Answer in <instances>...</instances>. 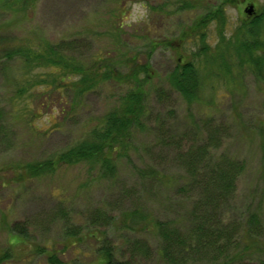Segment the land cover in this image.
I'll return each instance as SVG.
<instances>
[{
	"label": "rangeland",
	"instance_id": "374dc122",
	"mask_svg": "<svg viewBox=\"0 0 264 264\" xmlns=\"http://www.w3.org/2000/svg\"><path fill=\"white\" fill-rule=\"evenodd\" d=\"M124 2L128 6L125 21L130 25L125 33L120 32V38L130 49L140 50L142 57L149 39L178 37L181 30L204 11L200 5L183 8L181 0ZM235 3L226 9L228 35L248 17L245 11L248 3H253L258 10L264 0ZM118 5L117 0H36L26 11L0 6V37L14 40L75 38L79 39L77 51L89 55L109 44L111 37L107 31ZM211 33L208 41L214 46L217 42L214 25ZM6 42L0 40V46ZM174 43L179 47V41ZM195 50L196 45L188 40L179 50L159 46L152 54L150 61L156 77L151 84L163 87L164 93L152 90L149 94L148 121L153 128L138 131L134 139L136 148L131 151V158L120 161L115 178L101 177L86 163L64 165L50 176L26 181H18L14 176L18 162L45 158L69 145L96 115L110 106L113 93L120 91L121 86L107 83L90 93L78 112L65 118L59 129L44 135L43 129L34 130L24 120L8 121L0 117V253L9 250L12 254L4 264H47V254L41 250L45 247L57 250L67 264L91 263L101 246L100 240L88 236L75 242L67 235V229L75 226L80 236L87 235L94 229L93 213L98 209L113 212L122 219L125 215L122 211L145 207L160 220L176 219L186 224L195 195L192 192L185 196L177 187L168 190L167 173L185 174L179 155L188 150L196 133L199 138L207 134L210 125L205 121L208 118L213 119V126L227 127V138L217 152L235 156L245 163L225 216L238 217L247 207L264 203V145L258 130L264 123V94L260 88L264 84L246 75L241 79L242 85L231 92L223 82L214 85L209 82L204 89V103H209L216 94L214 105L208 108L206 104H192L190 110L185 100L170 90L164 76L180 54L187 61ZM5 66L0 63V107H11L7 81L12 70ZM46 120L45 111L35 122L42 128ZM167 131L174 140L170 144H167ZM147 166L155 167L161 178L141 176L139 169ZM102 221H97V227L101 225V229L108 231L110 241L117 247V258L127 259L135 253L133 264H167L159 253L161 238L153 230L124 228L119 222L107 226ZM15 223H19L16 229ZM20 225L26 230L23 241L17 242L18 237L14 235H22ZM135 239L145 241L148 251L142 254L134 249Z\"/></svg>",
	"mask_w": 264,
	"mask_h": 264
},
{
	"label": "trees",
	"instance_id": "16d2710c",
	"mask_svg": "<svg viewBox=\"0 0 264 264\" xmlns=\"http://www.w3.org/2000/svg\"><path fill=\"white\" fill-rule=\"evenodd\" d=\"M117 1L119 5L113 11L115 19L111 20L107 31L111 37L109 44L89 55L77 51L79 39L75 38L14 40L0 37V40L7 41L0 46V63L6 65L5 68L10 67V72L12 70L7 81L11 107H0V117L8 121L24 120L34 130L43 129L44 135L59 129L65 118L78 112L90 93L107 83L121 86L120 91L113 93L110 106L96 115L64 149L45 158L18 162L16 180L50 176L64 165L81 163L88 164L101 177L115 178L120 161L131 158V151L136 148L134 139L138 131L153 128L148 121L147 99L152 90L157 94L164 93L162 86L151 84L156 71L150 60L159 46L176 51L188 40L196 45L189 60L184 61L180 54L164 76L170 90L176 91L189 109L194 104H206L204 89L209 82L213 85L223 82L231 92L242 85L241 79L246 75L264 84V5L258 9V15L244 18L228 35L226 9L239 0H216L213 3L211 0H181L183 8L200 5L204 11L184 27L178 37L149 39L142 57L140 50L130 49L120 38V32L125 33L130 23L125 21L127 4L124 0ZM35 2L0 0V6L26 11ZM213 25L217 39L214 46L208 41V37L212 38ZM174 41H179V47ZM260 88L264 94V85ZM216 100L217 96L213 94L206 104L208 108ZM45 111L47 120L39 128L35 121ZM205 122L210 125L207 134L199 138L196 133L188 150L179 155L185 174L167 173L168 190L177 187L185 196L192 192L195 195L186 224L176 219L160 220L145 207L122 211L121 214H125L122 219L113 212L98 209L93 213L94 229L87 235L80 236L75 226L67 229V235L75 242L88 236L100 240L96 257L89 264H133L135 260V253L127 259L116 257L117 247L110 241L108 231L101 229V225L97 227L98 220H103L105 225L113 226L119 222L124 228L153 230L161 238L159 253L167 264H194L196 260L201 261L200 264H264V203L247 207L238 217L225 216L226 206L236 192L245 163L235 156L217 152L227 138V127L222 124L213 126L211 118ZM258 130L264 145V123L258 126ZM172 141L167 131V144ZM139 170L141 176L161 178L155 167ZM18 224L13 225L14 229ZM20 227L23 235L26 229ZM18 235H14L18 237L17 242L23 241L25 234ZM132 244L140 253L148 251L142 239H135ZM41 250L47 254V264H67L57 250L46 247ZM10 257L9 250L0 253V264Z\"/></svg>",
	"mask_w": 264,
	"mask_h": 264
},
{
	"label": "flooded vegetation",
	"instance_id": "af4514ba",
	"mask_svg": "<svg viewBox=\"0 0 264 264\" xmlns=\"http://www.w3.org/2000/svg\"><path fill=\"white\" fill-rule=\"evenodd\" d=\"M250 4H253V3H248V5L247 6H249ZM246 6V7H247ZM253 11L251 12V13H247V16L248 17H251V16H256V15H258V10L255 8V5L253 4Z\"/></svg>",
	"mask_w": 264,
	"mask_h": 264
},
{
	"label": "water",
	"instance_id": "95a60500",
	"mask_svg": "<svg viewBox=\"0 0 264 264\" xmlns=\"http://www.w3.org/2000/svg\"><path fill=\"white\" fill-rule=\"evenodd\" d=\"M253 4H250L249 6H247L246 8H245V11L247 12V13H251L252 11H253Z\"/></svg>",
	"mask_w": 264,
	"mask_h": 264
}]
</instances>
